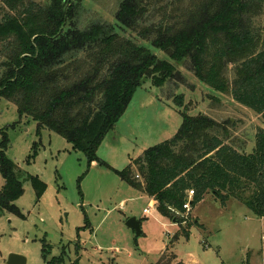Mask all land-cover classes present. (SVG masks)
Wrapping results in <instances>:
<instances>
[{
  "label": "trees",
  "instance_id": "1",
  "mask_svg": "<svg viewBox=\"0 0 264 264\" xmlns=\"http://www.w3.org/2000/svg\"><path fill=\"white\" fill-rule=\"evenodd\" d=\"M178 67L260 118L252 152L231 119L184 112L173 138L115 174L152 199L185 237L193 225L183 205L192 210L206 194L223 204L237 200L264 218V0H0V98L38 132H53L82 152L89 165L111 169L97 157L102 142L145 82L185 85ZM174 102L185 107L182 95ZM6 148L3 135L0 215L23 218L14 205L22 182H30L37 200L45 185L33 176L23 180Z\"/></svg>",
  "mask_w": 264,
  "mask_h": 264
},
{
  "label": "rangeland",
  "instance_id": "2",
  "mask_svg": "<svg viewBox=\"0 0 264 264\" xmlns=\"http://www.w3.org/2000/svg\"><path fill=\"white\" fill-rule=\"evenodd\" d=\"M85 6L112 19L94 5ZM178 69L185 85L155 88L145 82L102 142L97 157L112 170L89 165L82 152L53 132H38L35 122L19 118L15 105L0 98V145L6 135L5 155L18 166L23 180L33 176L45 185L37 200L30 182L23 181V195L14 203L23 218L0 215V264L10 255L23 257L26 264L60 257L62 264H264V222L237 200L223 204L212 194L204 195L186 211L193 226L185 237L155 207L149 209L147 196L115 174L143 151L173 138L184 112L220 122L231 119L236 137L248 135L245 152H252L255 129L263 128L260 118ZM181 95L186 109L174 102ZM3 185L0 175V190ZM132 218L140 226L138 237L126 227ZM44 244L49 246L46 259Z\"/></svg>",
  "mask_w": 264,
  "mask_h": 264
},
{
  "label": "water",
  "instance_id": "3",
  "mask_svg": "<svg viewBox=\"0 0 264 264\" xmlns=\"http://www.w3.org/2000/svg\"><path fill=\"white\" fill-rule=\"evenodd\" d=\"M126 227L133 230L137 237L141 234L139 223L134 218L126 222ZM6 264H26V260L21 256L10 255L6 260Z\"/></svg>",
  "mask_w": 264,
  "mask_h": 264
},
{
  "label": "built area",
  "instance_id": "4",
  "mask_svg": "<svg viewBox=\"0 0 264 264\" xmlns=\"http://www.w3.org/2000/svg\"><path fill=\"white\" fill-rule=\"evenodd\" d=\"M193 196V192L192 191H189L188 192V199H191V197ZM151 208V206L149 207V209ZM183 209L187 212H189L190 210V205L188 202H186L184 205H183ZM144 212H147L146 210Z\"/></svg>",
  "mask_w": 264,
  "mask_h": 264
},
{
  "label": "crops",
  "instance_id": "5",
  "mask_svg": "<svg viewBox=\"0 0 264 264\" xmlns=\"http://www.w3.org/2000/svg\"><path fill=\"white\" fill-rule=\"evenodd\" d=\"M143 195H144V194H143ZM148 198H149V197H148ZM150 206L155 207V206H154V201H153L152 199L149 198V207H150ZM144 211H145V210H144ZM256 219H257V218H256ZM257 220L260 221V222H264V218H262V219H257Z\"/></svg>",
  "mask_w": 264,
  "mask_h": 264
}]
</instances>
